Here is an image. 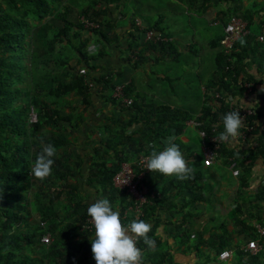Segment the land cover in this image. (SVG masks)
<instances>
[{
  "label": "trees",
  "instance_id": "16d2710c",
  "mask_svg": "<svg viewBox=\"0 0 264 264\" xmlns=\"http://www.w3.org/2000/svg\"><path fill=\"white\" fill-rule=\"evenodd\" d=\"M120 1L0 0V264H95L90 243L94 229L92 232H80L84 221L90 219L87 215L89 204L96 199L107 198L113 210L119 211L125 226L135 220L134 213L128 210L134 206V198L111 185L119 165L133 161L139 164L144 156L151 154L154 150L152 145L156 147V142L157 148H164V141L169 136L178 137L175 143L181 148L179 135L183 134L189 120L199 121L200 130L207 136L212 134L211 125L218 114H212L210 106L205 103L201 113L199 111L194 116L183 109L164 106L141 109L138 132L130 135L126 133L125 123L120 117L89 126L86 114L92 103L85 68H91L90 62L101 58L103 53L99 52V57L94 59L92 55L95 52L89 47L92 50L97 47L89 43L86 35L91 36L94 42L103 37L108 43H115L117 35L114 40L112 34L106 35V29L114 28L108 13L120 10ZM210 1L171 0L170 3L184 5L190 12L211 14L215 8L210 9L213 4ZM221 1L225 2L224 7L215 12L213 24L223 28L236 17L248 22L250 35L244 38L243 44L236 42L228 55L223 52L215 55L213 78L208 89L242 97L241 81L232 78V74H243L246 81L255 83L251 68L254 66L264 71V54L260 52L264 43L257 40L264 30V0H218L214 6L222 4ZM244 1L250 2L244 5ZM255 18L257 29L252 30ZM165 20L163 15H155L153 25L144 26L141 31L143 39L145 32H153L159 37L167 33L169 29H165ZM85 22L94 26L86 27ZM221 37L222 32L210 41L213 49L220 47ZM171 42L155 41L154 38L146 41L152 56L162 48V57L154 60H164L165 57L171 60L173 55L172 59L180 62L183 48L173 50L171 54L165 48L173 46ZM110 81V76L102 77L97 80L96 89L101 86L104 92L111 88L114 92ZM127 91L124 87L126 96L130 95ZM111 92L106 101L113 105L115 100ZM258 95L264 102V93ZM221 111H224L223 107ZM262 113L263 108L257 109V117ZM137 114H134L135 120ZM92 128L97 129L96 137L88 140L86 134ZM135 134H141L142 138L135 137ZM80 135L86 137L89 146L90 143L97 145L93 150L98 161L86 152L85 163L82 150H86L79 145ZM146 143L152 149L147 150ZM43 144L53 145L57 154L53 157L52 175L41 181L33 177L31 169ZM259 145L257 153L264 160V133L259 138ZM217 153L220 157L234 154L226 147ZM236 160L233 168L239 169L241 192H238L235 206L228 211L229 219L234 221L238 233L242 232L243 240H248L255 238L251 221L256 220L263 225L264 221L253 214L251 208L246 209L245 204L264 201V187L254 200L248 197V202V195L243 193L245 188L250 189V181L246 179L250 171L246 168L248 161L240 162L238 157ZM193 163L201 166L199 158ZM88 165L93 170L88 173L84 187L81 179ZM194 165L191 166L194 168ZM140 173L148 174L139 181V185L144 184L139 189L145 191L148 199L141 207L140 220L151 224L152 231L148 235L155 243L149 249L139 241L137 247L143 252V264H163L167 252L162 251V243L155 235L157 226L151 219H154L156 211L170 216L180 214L184 209L177 205L175 200L178 197L190 202L186 204L192 207L197 201L186 198L183 190L177 188L184 180L151 173L141 164L136 175ZM186 181L189 183L188 179ZM256 210L264 215V209ZM44 236L49 237L48 243L42 242ZM218 244L217 252L233 246L230 237L228 243ZM251 259L256 260L258 256L244 263L252 264Z\"/></svg>",
  "mask_w": 264,
  "mask_h": 264
},
{
  "label": "crops",
  "instance_id": "0c3cea01",
  "mask_svg": "<svg viewBox=\"0 0 264 264\" xmlns=\"http://www.w3.org/2000/svg\"><path fill=\"white\" fill-rule=\"evenodd\" d=\"M147 0H121L120 5H124L126 2H130L133 4V6H129L131 11L129 13L127 12H121L120 10H115L116 12L112 13L109 11L108 17H110L111 21L114 22V28L112 30L106 29L107 34L106 35H111L113 36L114 40L117 37V40L115 43H108L103 39V37L99 38V41H95L92 39L91 36L86 35V38L89 40V43L91 45L95 44L94 46L97 47L96 50H92V52H95L92 56L95 58H98L100 53H103V56L99 59L93 60L90 62V67L91 68H85V72H87L88 77V86L90 90V99L92 105L88 109V113L86 114V117L89 122V126L92 127V125H99L102 120H106L109 118H114L118 119L119 117L124 121L125 126H126V133L127 134H132L135 132H138L137 129L139 128L138 126V120L140 119V116L138 118V115H140L141 111H145V107L150 106V104H146L144 98L147 96L149 97V79L146 80L145 83L139 84L138 81L135 80L134 72L139 68L141 63L139 61L143 60L145 64H147V60L145 59L144 55L146 56V53L142 54V50L140 51L139 54L133 53V51H129V53H126L127 49H129L130 44L128 43L130 39H132L135 42H140L141 45L144 47L148 45L146 43L145 39L142 37V32L144 26L146 27H151L147 21L139 16L136 12V9L142 7ZM210 1V0H209ZM218 0H211L210 2L215 5V2ZM220 1V0H219ZM252 1V0H251ZM156 2L167 4L168 6L174 5L178 7V9L182 10L183 15H190L192 12L187 10L184 5H178L177 3H170L171 0H157ZM209 2V3H210ZM222 2V1H221ZM250 1H244L243 4L247 5ZM210 3V4H211ZM210 6L212 9L213 7ZM225 2H222V5H224ZM208 6V5H207ZM110 8V7H109ZM216 8L217 7H213ZM215 10V9H214ZM219 10V9H218ZM216 11H212V15L215 16ZM210 14V12H209ZM162 15V14H161ZM164 16V15H163ZM165 25L172 32L174 29H171L168 25V21H164ZM136 26V28H135ZM135 30V31H134ZM142 31V32H141ZM177 32V30H175ZM167 33L162 35V37L165 40L172 41V45H167L166 51H170L171 54L173 53V50H176L177 48L175 47V44H178L176 42V36H171V33L167 36ZM91 37V38H90ZM136 39V40H135ZM120 40V41H119ZM264 43V42H262ZM170 44V43H169ZM179 45V44H178ZM181 48L180 46H178ZM137 46V45H136ZM148 51V46L144 47ZM160 48V47H159ZM162 48H160L156 53L155 56L157 58H161L162 53L161 51ZM143 55V56H142ZM152 56V54H151ZM173 58V55H171V60ZM148 59V58H147ZM156 59V58H154ZM152 59V60H154ZM134 60V63L132 62ZM156 63L158 62L157 60H154ZM142 63V64H143ZM150 62H148V70H150ZM199 66H213L211 63L209 65H206L203 63V61L198 62ZM136 66V67H135ZM251 75L252 78L254 79V84H255V92L257 95L254 96V99L257 101L253 107L255 109H260L264 108V102L263 100L259 97V93H264L261 92L260 89L264 87V71L262 72L261 69H257V67H252L251 68ZM107 76L111 77V84L112 86L114 85H123L125 88L128 89V94L130 98H134V102L136 103L135 107L131 108H125L120 106V104L114 102L113 105L108 103L106 100L110 95V92L112 90L109 89L108 91L104 92V89H102L101 86H98L96 89V84L97 80H100L102 77L106 78ZM245 77V76H244ZM247 77V76H246ZM165 79V78H164ZM225 79V78H224ZM212 80V78H211ZM238 81L244 82L242 78H240ZM210 83V82H209ZM209 83L204 86L207 87L209 86ZM253 83V82H252ZM257 83V84H256ZM91 84V85H90ZM243 87V85H241ZM201 87H203V84L201 83ZM244 89V87H243ZM208 96V95H207ZM204 98H207L206 95L202 96L201 93V100H200V109L202 108L203 104L205 101L203 100ZM136 100V101H135ZM158 106H164V107H169L171 109H182V108H176L171 105H158ZM142 109V110H141ZM137 114L136 120H135V115ZM199 114V112H198ZM133 120V121H132ZM264 120V119H263ZM188 128H193V127H188ZM194 129V128H193ZM188 133V134H187ZM196 134H198L195 131ZM96 136H93L92 139H95ZM200 138V137H199ZM258 138H260L258 136ZM79 139V145L81 148L86 150L85 152L82 150L83 154V159L85 163L87 162L86 158V152L89 153L92 157L95 156L94 152V147L95 144L90 143L89 146V141L87 142L86 137H83L80 135L78 137ZM191 139L195 138L193 137V131L191 130H186L183 133L181 137V149L187 152V156H191V152H189V147L187 145H182L183 143H189ZM198 142L197 147V152H193V156L200 152L202 155L204 153H207L209 150L206 147H201V140H196ZM259 142V139H257ZM249 149V145H246L245 149H240L241 152L247 151ZM199 156V155H198ZM201 161V160H199ZM193 161L190 163L192 165ZM89 165L87 167L88 170L84 172V175L81 179L82 185L86 187L85 185V179L88 176L89 173ZM214 167H218L221 170L227 171L229 174V182L232 179V182L228 185L225 183V179L219 181V175L215 174L214 172ZM199 172H197V179L194 183V185L202 186V189H207L214 187L213 183H218L217 189H215L217 197H218V203L213 206L218 208L219 211L223 212L222 218L216 219L215 216H207V217H202L198 216V214H194V212H198L201 210V207L199 205L200 202L205 201L206 197L204 193H200L199 198L197 202H194V206L188 205L186 203H190L187 201H183L180 197L176 198V203L177 205L181 206L184 210L180 211V214H177L175 216H170L168 213H159L156 211L154 219L151 221L156 224V230H155V235L159 237L158 241L162 243V250L166 251L167 254L164 256L166 257V264H218L216 260V253L219 248L218 243L222 242H227L228 243V237L231 238L232 242H244L246 240H243L242 237V232L238 233V229L234 226V221L229 219V213H226L227 206L228 211L232 208V206L236 203L238 199V184L235 185L234 183L237 182L238 180V175H235V178L232 175V172H230L229 169L226 168V165L223 160H214L213 164L209 168H201L199 166ZM259 172H257V175L254 174L252 176V180H250V183L254 182L257 183V177L259 178L260 176ZM228 179V178H226ZM236 179V180H235ZM187 180V179H186ZM184 180L183 183L186 185V187L180 186L178 187L179 189L183 190V193L185 196L186 190L189 189L187 181ZM216 180V181H214ZM222 183V184H220ZM220 184V185H219ZM252 185V184H251ZM255 185V184H254ZM208 186V187H206ZM216 186V185H215ZM198 189V188H197ZM190 190V189H189ZM214 190V189H213ZM84 191V190H83ZM211 191V190H209ZM237 191V192H236ZM188 198V196L186 197ZM182 201V202H180ZM253 203V202H252ZM256 206H259L258 208L264 209V202L261 201L256 204ZM178 208V207H177ZM180 208V207H179ZM252 213L257 214L263 221H264V215H260L259 210H255V206L251 204L250 206ZM250 226L253 228L255 238H251L250 240H256L260 244L258 247V251L256 254L251 255V257H257L258 259L254 260L251 259L252 264H264L262 260L264 261V247H263V238L258 237L256 235L254 227L250 224ZM264 227V225H263ZM262 244V245H261ZM234 246L231 247L233 250V253L235 252ZM189 251V254L187 255V252ZM226 249L230 247H225ZM238 255V252H236ZM199 256L201 258H199ZM241 259V261H238ZM236 260L240 264L241 262L245 264L244 262L248 260V257H237ZM150 264V263H147Z\"/></svg>",
  "mask_w": 264,
  "mask_h": 264
},
{
  "label": "clouds",
  "instance_id": "9594fccd",
  "mask_svg": "<svg viewBox=\"0 0 264 264\" xmlns=\"http://www.w3.org/2000/svg\"><path fill=\"white\" fill-rule=\"evenodd\" d=\"M245 22L246 24H248L247 21ZM225 26L222 28L220 48L224 54L228 55L229 53H226L223 46L221 45V40L224 37ZM247 30L249 31L248 28ZM263 32L264 30L259 35H262ZM249 35H250V31L247 36ZM155 36H159V35H155ZM160 38H161L160 42L165 41L164 38L162 37ZM243 43L244 41L241 40V44ZM226 69H228V67H226ZM244 76L245 75L243 74H239V75H236L235 73L232 74V78H236L238 80L242 78L244 80V82H241V85H243V87L246 83L252 84L251 92L247 94L246 99L244 101H240L239 99L237 100V104L249 108L252 112V114H250L245 119L244 122H243V117H241L240 115L239 109L237 110L230 109L229 104L226 103L225 101L214 103L212 100V94L217 90L216 89L210 90L207 87L203 86L201 87L202 96L206 95L207 97L203 99L205 101V105L210 106L209 108L211 109L212 114H218L216 120L211 125L212 134L210 136H207L205 132L200 130L201 123L196 120H189L188 122H186L185 129L187 130L188 127H193L194 130L200 135L199 136L201 140L200 149L203 146L208 148L209 150H213L212 164L214 160L217 159L223 160L226 165V168L229 169L230 172H232V175L234 176L238 175L239 180H240L239 169L233 168L234 161H237L236 157H238V161L240 162L248 161L246 168L250 170L248 172L250 177L248 176L246 177V179H248L249 181L252 180V176L254 174L257 175V172H259L258 176L260 177L259 178L257 177L258 179L257 183L254 182L250 183V189L245 188L244 192L242 191L243 193H246L248 195L246 198L247 201L249 202L248 197H250L251 200H254L255 197L258 196V194L260 193L261 188L264 187V160L259 154H257L256 156H252L249 154L251 150L255 151L260 148L257 139H259L258 136L261 137L264 133V120H263L264 108L262 115L257 117L256 115L257 109L253 107V105H255L257 102L254 99V96L257 95V93L255 92V84L246 81ZM116 87H121L120 97H114V92ZM260 91L264 92V87H262ZM114 92L111 93L116 103L123 105L125 108H131L132 104H135L134 98H130L129 95L126 96L124 94V87L122 85H114ZM217 92L222 93L219 90ZM245 92L246 89H244V93ZM222 94L237 96L227 92H223ZM222 107L224 108V111H221ZM244 123H246L248 127H252V130H250L247 133V137L245 140H240L242 136L241 130L244 127ZM182 135H179L180 141ZM94 136H96V134ZM135 137L142 138L141 134L139 135L135 134ZM177 139L178 137L176 136H169L164 141L165 147L160 149L152 145L154 150L151 152V154L146 155V157L144 156L142 158L146 160L145 169H147L151 173L156 172L162 176H168V177L173 176L174 178L176 177L179 180L188 179L189 183L187 184L190 190L188 189L185 192L188 196V199L192 198V201L194 200L197 201L201 192L199 191V189H197L194 183L198 178V177L196 178V173L199 172L200 170H199V166H197L196 164L194 165V163H192L194 165L193 168L190 163L192 161L194 162L196 158H199V160H201L200 161L201 168H209L212 166V164L210 166H204L203 164L204 155L202 154H200L199 156L198 155L193 156V154L191 153V156H187L186 155L187 152L179 148V146L175 143ZM145 145H147V143ZM246 145H249V149H247V151L241 152L240 149H245ZM96 146L97 145H95V147ZM147 147L148 145L146 146V148ZM222 147H226L227 150L233 151L234 154L220 157L217 152ZM148 149H152V148L148 147L147 150ZM155 149H158V151H156ZM258 151L259 150H257V152ZM56 154H57V150L53 145L51 144L42 145V148L38 152L31 169V174L35 179L42 181L47 179L50 175H52V167L54 164L53 157H55ZM93 158L97 159L96 153L95 156H93ZM138 165H140V163L138 164L137 161L121 163L119 165V170L112 177L111 180L112 187L115 189H119L121 191H125L126 194L132 196L129 187L125 185L127 183V180L122 178L124 172L131 173L132 182L136 184L137 189L143 187L144 184L139 185V181L141 179H138V176L143 174L144 177V175L148 176V174L140 173L137 176L136 169ZM108 166H110V164ZM90 170L93 169H89V173ZM242 175L244 178L243 172ZM176 185L178 184L176 183ZM182 186L186 187V185L183 182H182ZM239 191L240 190L238 186V192ZM145 200L148 199L145 197ZM259 202L261 201H258L257 203ZM257 203L245 204L247 207L246 209L250 208L251 204L253 206H256ZM234 206L235 204L232 206V208ZM257 208L258 207H255V210ZM87 215L90 219H86L84 221L83 226H81L80 232H84V231L92 232L94 229V238L90 243H91V254H92V258L95 261V264H143V260H142L143 252L141 251L140 248L137 247V243L139 241H143V243L149 249H152L154 247L155 242L148 235L152 231V226L150 223H147L139 219V220H133L127 226H125L120 219L119 211L113 210V207L107 198H99L96 199L93 203L89 204L87 208ZM89 221H91L93 227L85 228L87 227ZM251 225L254 227L256 235L258 237L263 238V247H264V233H261L262 231H264L263 224L256 220H252ZM250 242H255L256 244V250L254 252H252L247 248V245ZM233 246L235 250L234 253L233 250L231 249V246H229L230 248L228 249L224 248L219 252H217L216 257L218 256L219 260L223 263L229 262L233 259H236L237 257H242V258L248 257L249 260L251 258V255L257 253L260 244L256 240L248 239L241 243H238L237 241L233 242ZM189 250H191V248H189ZM224 252L228 253L229 257L226 259H220V255ZM236 252H238V255ZM164 260L167 262L166 257L164 258ZM166 262H164L163 264H166Z\"/></svg>",
  "mask_w": 264,
  "mask_h": 264
},
{
  "label": "rangeland",
  "instance_id": "374dc122",
  "mask_svg": "<svg viewBox=\"0 0 264 264\" xmlns=\"http://www.w3.org/2000/svg\"><path fill=\"white\" fill-rule=\"evenodd\" d=\"M129 6H133V4L130 2L124 3V5L121 6L120 11L129 13L131 11ZM213 7H215L214 4ZM216 7L217 9L215 8L214 11H218V9L223 8L224 6L222 4H217ZM136 13L144 18L150 26L153 25L152 19L155 15H164L166 18L165 21H168L167 23L169 27L174 29L173 32L170 30L167 33H171V36H176V42L179 45L175 44V47L178 49V45L183 48V54L180 62L168 60L167 57H165L164 60H160L156 63L152 59L157 58V56H151V52L144 48L147 47V45L143 47L138 41L133 43V38L129 40L128 43L130 44V47L126 50V53L133 51V53L139 54L142 50V54L146 53V56L144 55L145 59L151 63L150 70H148V62L145 64L143 63V60L139 61L141 65L134 72L135 80L138 81L139 84L145 83L146 80L149 79L150 85L148 87V91L150 96H146L144 100L145 103L150 104V106L145 108H157L160 104L171 105L176 108H182L188 114H192L193 116L198 114L201 100V83L203 86H206L210 82L211 78H213L215 55L222 52L220 47L213 49L210 46V41L216 39V37L221 34L222 27L220 25H213L214 16L212 14H207L205 12L196 13L195 11H192L190 15L186 16L183 15L182 10L178 9V7L174 5L168 6L165 2L160 3L154 0H147L142 7L136 9L135 14ZM256 22L257 19L255 18L252 30L257 29ZM175 30H177V32H175ZM260 52L264 54V45L260 47ZM159 54L162 53L159 52ZM199 61H203L206 65L211 63L213 66H199ZM132 62L134 63V60H132ZM34 120L32 118V121ZM187 130L193 131V137L195 140L191 139L189 143H183L182 145H187L190 150L189 152L193 154V152H197L198 142L196 140L200 139V135L196 134L193 128H187ZM96 131V128H92L86 134L88 140L93 138ZM85 133L86 132L84 130L83 134ZM155 145L156 147H159L157 142ZM257 150H260V148ZM257 150H253L249 154L256 156L258 154ZM200 154L201 153L198 152L195 155ZM214 172L216 175H219V181L225 179L224 181L228 185L232 182V179L229 182V174L227 171L214 167ZM233 177L235 178V176ZM236 181L237 182L234 184H238L239 186V177ZM217 185L218 183H213L214 187L209 188L211 191L202 189L201 185L196 186L201 193L205 194L206 199L205 201L199 203L201 207L200 211H192L194 214H198V216L202 217L210 215L215 216L216 219L222 218L221 216L223 212L219 211L216 207L213 208V206L218 203V197L215 191V189H217ZM99 193H101L100 190ZM61 199L66 202L64 196H62ZM228 208L229 207L227 206V214ZM189 251L187 252V255L189 254ZM216 259L218 264H239L236 259L224 263L219 260L218 256ZM262 262L264 263L263 260Z\"/></svg>",
  "mask_w": 264,
  "mask_h": 264
},
{
  "label": "built area",
  "instance_id": "2783aa9c",
  "mask_svg": "<svg viewBox=\"0 0 264 264\" xmlns=\"http://www.w3.org/2000/svg\"><path fill=\"white\" fill-rule=\"evenodd\" d=\"M85 26H90L93 27L94 25L92 23H88L85 22ZM144 39L146 41L152 40L153 38L155 39V41H160L161 38L159 36H155L153 32H145L144 33ZM249 34V31L247 30V24L245 21L233 17L231 18L228 23L226 24L225 28H224V37L221 40V45L223 46L224 50L226 53H230L233 48H234V44L236 42H238L239 44H241V40L244 41V38ZM257 40L259 42H263L264 41V32L262 35H258ZM244 89H246V92L243 94L242 97L240 96H232V95H228V94H222L220 92L215 91L212 94V100L214 103L220 102V101H225L226 103L229 104L230 109L233 110H240V115L241 117H243V122L245 121V119L252 114L251 110L247 107H244L240 104H237V100L239 99L240 101H244L246 99V96L249 92H251L252 89V84L246 83L244 85ZM121 96V87H116L115 92H114V97H120ZM252 130V127H248L246 123H244V127L241 130L242 131V136L240 138V140H245L247 137V133ZM212 158H213V150H208L207 153H204V161L203 164L204 166H210L212 164ZM140 164L145 168L146 167V160L142 159L140 161ZM143 174H141L140 176H138V179H142ZM122 178H124L125 180H127V183L125 184L126 186L129 187L130 189V193L132 194L133 198H134V206H130L129 207V211H132L134 213V219L138 220L140 219V217L142 216V210L141 207L142 205L146 202L145 200V196L144 190H139L136 188V184L132 182V175L130 172H124V174L122 175ZM93 225L91 223V221H89L87 227L85 228H92ZM261 233H264V231H262ZM49 237L45 236L42 238V242L48 243ZM247 248L249 250H251L252 252H254L256 250V244L255 242H250L247 245ZM229 257V254L224 252L220 255V259H226Z\"/></svg>",
  "mask_w": 264,
  "mask_h": 264
}]
</instances>
